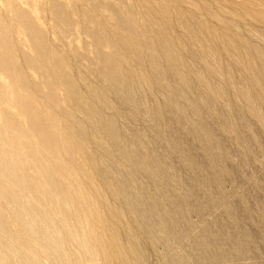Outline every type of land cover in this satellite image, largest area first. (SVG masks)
Listing matches in <instances>:
<instances>
[{
	"label": "rangeland",
	"instance_id": "1",
	"mask_svg": "<svg viewBox=\"0 0 264 264\" xmlns=\"http://www.w3.org/2000/svg\"><path fill=\"white\" fill-rule=\"evenodd\" d=\"M123 15L136 35L131 24L116 29ZM155 26L172 44L168 55L150 32ZM118 35L141 42L146 62L150 47L163 72L133 93L136 107L109 91L99 71V51L117 42L109 45L119 53ZM171 69L186 79L190 101L206 94L201 117L180 93L182 114L156 108L164 88L179 84ZM262 74L264 0H0V264H264ZM86 107L119 138L139 134L133 157L159 156L162 170L148 160L144 172L132 170L93 128ZM179 114L190 118L177 123ZM194 122L210 141L188 130ZM213 169L220 183L210 180ZM147 195L169 210L180 201L168 226L157 228L146 212L144 221L133 215L146 210Z\"/></svg>",
	"mask_w": 264,
	"mask_h": 264
},
{
	"label": "bare ground",
	"instance_id": "2",
	"mask_svg": "<svg viewBox=\"0 0 264 264\" xmlns=\"http://www.w3.org/2000/svg\"><path fill=\"white\" fill-rule=\"evenodd\" d=\"M122 16V15H121ZM124 16V15H123ZM126 16V15H125ZM125 16L124 17H120V19H118L119 20V22L117 23V28L116 29H118V31L119 32H122V30L123 29H125L126 28V25H129V24H131V26L129 27V31H131V32H129V33H131V35L132 34H134L135 33V35L137 34V32H136V29H135V26L132 24L133 22H131V20L132 19H130L129 20V18L127 19V18H125ZM132 18V17H131ZM128 28V27H127ZM155 29H153L152 31H150V32H152V35H154V36H156L157 37V39H158V42H160V47H161V49H162V51H164V54H169L167 51L168 50H170L171 48H172V44H171V42L169 41V39H167V35H165V32L163 31V29L162 28H160L159 26H155L154 27ZM117 31V30H116ZM123 32H124V30H123ZM126 32H128V30H126ZM116 35L117 34H119L118 32L117 33H115ZM114 36V35H113ZM119 36H121V35H118V36H116L119 40H120V50H119V53H118V51H116L115 49H113L114 47H115V45L117 44V42H112V43H109V41L105 38V37H100L98 40L99 41H101V42H103V41H108L107 43H109V44H112L114 47H112V45L110 46L109 44H108V46H106L107 47V50H109V49H111L110 50V52L112 51V53H109V54H105V53H103V52H109V51H99V59L101 60V66H100V68H99V71H101V74L105 77V78H108L109 79V83H110V86H108L109 88L108 89H110L109 91H111L112 93H114L120 100H122L123 101V103L124 104H126V105H128V107H129V105L130 106H132V107H136V105L138 104L137 103V101L135 100V98H134V94L135 93H139V91H140V89L145 85H151V84H155L156 83V80L158 79V78H161L162 76H163V72L161 71V70H158V65H157V58H156V56L158 57V55H154V51H152V49L149 51V48H147L146 49V55H148L147 57H148V62H146L145 60V57H144V49H143V45H141V42H139L138 41V43H133L132 42V40H130V38L131 37H128L127 35L126 36H122L121 38L119 37ZM116 38V39H117ZM113 39V38H112ZM144 39V38H143ZM118 40V41H119ZM141 41H142V39H141ZM146 41V40H145ZM143 43V42H142ZM144 44V43H143ZM145 44H146V42H145ZM103 48H105L104 46H103ZM109 48V49H108ZM202 53V56L204 57V58H208V57H210V54L209 53H206V50H205V52H203V51H201ZM200 54V55H201ZM121 56V57H124L125 58V60H127V59H130V61L132 60V61H135L136 63H137V69L139 68V69H141L142 68V70H145L146 69V71L150 74V76H149V74H148V76H146V75H144V73L143 74H140V73H138V72H136V68H135V71L133 70V69H131V68H127V69H125L124 67H122L123 65L121 64V60H120V62L118 61L119 59H118V57L117 56ZM127 58V59H126ZM164 58V57H163ZM170 58V57H169ZM159 59V58H158ZM138 65L140 66V67H138ZM148 67H147V66ZM134 68V67H133ZM139 71H141V70H139ZM169 71V70H168ZM171 71V73H172V76L175 78V79H177L178 80V82H179V84L177 85V87H176V85L173 87V86H166L165 88H164V90L166 91V97H165V101L161 104V105H158V106H156V108H161L162 110H164V111H167V110H172V111H174V110H178V113L180 112L179 110H181V109H183V108H181V107H183V106H181L179 103H177V101H175L176 99L174 98L175 97V95H177L176 93H180L181 94V96L180 97H182L181 99H183L184 100V105H185V107H186V109L192 114L193 113V116L196 118V116H199V117H201L200 115L202 114L200 111H199V105L198 104H200V105H202V106H208V101L209 100H206L204 97H205V95L203 94V93H200L199 94V96H198V98L196 99V102H192V101H190L188 98H187V96H186V93H185V90L187 91V89H188V87H189V85H188V83H187V81H186V79L184 78V77H181V75H180V73L178 72V71H173L172 69L170 70ZM189 71L191 72V73H193V70L192 69H189ZM144 72V71H143ZM209 75L210 74H214L213 73V71H212V69H209ZM263 75V74H262ZM161 76V77H160ZM264 76V75H263ZM131 77V78H130ZM164 77V76H163ZM162 77V78H163ZM127 79H128V82L130 81V79L131 80H134V81H136V83H137V85H135V86H138V87H135V90H134V88H132L131 86H130V84L127 82ZM69 80V79H68ZM66 81V80H65ZM177 81H176V83H178ZM135 83V84H136ZM201 83H202V80H197V83H196V89L195 90H197V91H199L198 89H200L199 87L201 86ZM195 84V83H194ZM198 85V86H197ZM164 86V85H163ZM155 87V86H154ZM167 89V90H166ZM155 90H156V92H158V93H161L160 92V89H158L157 87H155ZM181 91H183V92H181ZM135 92V93H134ZM237 92V91H236ZM241 93L240 94H243L244 96H245V98L247 99V96H248V94L245 92H242V91H240ZM134 93V94H133ZM92 95H93V93H92ZM162 95H164V94H162ZM184 95V96H183ZM179 97V98H180ZM251 101V100H250ZM102 102V101H101ZM104 103V102H103ZM249 103V102H248ZM139 104H140V102H139ZM143 105V104H142ZM141 105H138V107H140ZM137 107V108H138ZM137 108H136V110H137ZM141 108V107H140ZM155 108V109H156ZM96 109V108H95ZM133 109V108H132ZM135 109V108H134ZM133 109V110H134ZM160 109V110H161ZM86 114H88V115H94L95 117L98 115V113H97V111L96 110H94V108H89V107H86ZM135 110V111H136ZM142 110V109H141ZM147 110V109H146ZM159 110V111H160ZM185 110V109H184ZM144 111V110H143ZM142 111V112H143ZM186 111V110H185ZM146 113H147V111H145ZM169 112V111H168ZM138 113H139V111H138ZM137 113V114H138ZM177 113V114H178ZM181 113V112H180ZM135 114V113H134ZM141 114H144V112L143 113H141ZM152 115H153V113H151ZM182 114V113H181ZM184 114V113H183ZM147 115H148V113H147ZM153 116H155L156 118H157V116L154 114ZM178 116H180L179 118H178V120H177V117H176V120L175 121H177V123H184L188 118H190V117H182L180 114L178 115ZM203 116V115H202ZM98 117H100V116H98ZM102 118V117H101ZM96 121H95V125H94V129H99L100 131H102L103 133H104V135H105V138H106V141H107V143H109V145H110V147L114 150H112L113 151V154H114V152H116L117 153V156L120 158V159H122L123 161L125 160V161H128L129 163H130V165L132 166V170L134 169H136V168H141L142 170H143V168H145L146 167V164H147V160H148V162H151L153 165H156L157 167L156 168H158V169H160L161 168V159L159 158V156H156L157 158H155V157H153V156H149L148 157V159L146 158V157H139V158H135V157H133V153L134 152H136V148H137V145H139L140 144V136H139V134L138 135H135V134H137V133H135V134H131V136H129V138L127 139V137H125L124 135H122V137L124 136V138H119L117 135L118 134H113V132H111L110 130H108L109 129V127H108V129L106 128V126H108L107 124H105V123H103V121H105V120H103V119H98L97 117H96ZM174 119H175V117H174ZM107 121V120H106ZM198 121V120H197ZM111 123V122H110ZM200 122H194V123H192L190 126H189V128H188V130H191L193 133H194V137L195 138H197L199 141H203L204 140V142H207V141H210V139H209V137H207V135H208V133H207V131H206V128H204V125L203 124H199ZM106 126H105V125ZM112 124H110L109 126H111ZM167 125V124H166ZM154 126V125H153ZM112 127V126H111ZM157 128V127H156ZM156 130V129H155ZM164 130V129H163ZM162 131V130H161ZM169 131V130H168ZM78 135L79 136H81V137H83V138H87V139H89L90 138V135H88V134H85L84 132H82V129H81V131L79 130L78 132ZM161 133V132H160ZM191 133V132H190ZM165 134V133H164ZM163 134V135H164ZM210 134V133H209ZM121 135V134H120ZM119 135V136H120ZM165 136V135H164ZM121 137V136H120ZM126 138V139H125ZM161 139V138H160ZM214 139V138H213ZM167 140V139H166ZM244 140V139H243ZM222 142V141H221ZM247 142V141H246ZM173 143V146H174V148H177V150L179 149V143H177V141L175 142V140L172 142ZM202 143V142H201ZM211 143V142H210ZM215 145H216V143H215ZM215 145H213V146H215ZM207 146V145H206ZM206 146H205V148H206ZM208 146H210L211 147V145H208ZM202 147H204V146H202ZM182 148V147H181ZM182 150V149H181ZM181 150H179L180 151V156H182V151ZM186 150V149H185ZM184 150V152L186 153V151L188 152L189 151V153H187V155H186V157L190 160V159H192V153L190 154V150H186L185 151ZM205 149H203V151H204ZM210 150V149H209ZM109 152V151H108ZM182 152V153H181ZM211 152V151H210ZM111 154V153H110ZM225 155V154H224ZM185 156V155H184ZM214 156V155H213ZM215 157V156H214ZM115 158V157H114ZM194 158V157H193ZM213 158V157H212ZM116 159V158H115ZM221 159V158H220ZM193 161V160H192ZM191 161V162H192ZM218 162V161H217ZM215 163V162H214ZM126 164V163H125ZM126 165H128V164H126ZM208 165H209V163H208ZM210 165H211V163H210ZM216 165V164H215ZM129 166V165H128ZM219 166V165H218ZM117 167H118V165H117ZM130 167V166H129ZM213 167H214V165H213ZM126 168V167H125ZM121 169V168H120ZM157 169V170H158ZM114 170V169H113ZM115 170H116V168H115ZM161 170H162V168H161ZM141 171V170H140ZM147 171V170H146ZM114 172H116V171H114ZM136 172V171H135ZM143 172H144V170H143ZM149 172H150V170H149ZM124 173V172H123ZM210 173H211V171H210ZM219 173V172H218ZM126 174V173H125ZM148 174H150V173H148ZM213 176H211V178H210V180H212V181H216L217 182V172L215 171V169H213ZM220 175V174H219ZM101 176V175H100ZM133 176V175H132ZM154 176V175H153ZM130 179H132V177L130 178ZM135 179V178H134ZM117 180V179H116ZM125 181V180H124ZM123 181V182H124ZM155 181V180H154ZM209 183H211V181L209 182ZM217 183H220V182H217ZM213 184V183H212ZM106 185V184H105ZM128 185V184H127ZM126 185V186H127ZM214 185V184H213ZM218 185V184H217ZM120 186H122V185H120ZM125 186V185H124ZM106 187V186H105ZM117 187V186H116ZM118 188V187H117ZM193 188V187H192ZM192 188H191V191H193L192 190ZM121 189H122V187H121ZM128 189V188H127ZM127 191V190H126ZM130 192V191H129ZM144 192V191H143ZM187 192H188V190H187ZM118 193V192H117ZM121 192H119V194H120ZM127 193V192H126ZM145 193V192H144ZM161 193V192H160ZM163 193V192H162ZM161 193V194H162ZM118 194V195H119ZM125 194V193H124ZM128 194V193H127ZM142 194V193H141ZM116 195V194H115ZM122 195V194H121ZM126 195V194H125ZM129 195V194H128ZM132 195V194H131ZM131 195H129V197L131 196ZM149 195V194H148ZM148 195H147V198H144L143 199V203L144 202H146L147 204V206L145 205V209L146 210H144L143 212H141L142 210L140 209V210H138V209H134L132 212H133V215L136 217V219L139 217V221L140 220H143L144 221V212H146L147 214H146V216H154V217H156L157 219H158V221H156L157 223H155V224H157V228H160L161 229V226H162V224L164 223L165 225H167L168 226V224H167V221H168V219H170L169 218V216H168V214L170 213L171 215H172V213L174 214V213H176L178 210H179V207H180V201H179V203H177L176 202V204H177V206H179V207H177V208H173L172 210H169V209H167V207L164 205V204H159L157 201V203L155 202V198H152V196L151 197H148ZM188 195V194H187ZM190 196V195H189ZM125 197V196H124ZM139 197H141V196H139ZM186 197V196H185ZM185 197H184V199H185ZM126 198H128L127 196H126ZM188 198V197H187ZM187 198H186V200H187ZM118 199V198H117ZM131 199L132 198H130V199H126V200H130L131 201ZM183 199V200H184ZM134 200V199H133ZM116 201V200H115ZM123 201V200H122ZM142 201V200H141ZM188 201V200H187ZM138 202H139V200H138ZM140 203V202H139ZM143 203H141L142 205H143ZM126 205H127V203H125ZM134 204V203H133ZM155 204V205H154ZM172 204H174L173 202H172ZM119 205H121V204H119ZM125 205V206H126ZM130 204L128 203V206H129ZM184 205V204H183ZM133 206H135V204L133 205ZM143 207V206H142ZM185 207V206H184ZM136 208V207H135ZM177 209V210H176ZM128 210H129V208H128ZM131 210H132V208H131ZM130 213V212H129ZM169 214V215H170ZM130 216V215H129ZM134 216H133V218H134ZM131 217V216H130ZM174 217V216H173ZM147 219H149V218H146V220ZM154 219V218H153ZM138 220V219H137ZM138 221V222H139ZM142 222V221H141ZM152 222H153V220H152ZM169 222V221H168ZM173 222H174V220H173ZM154 223V222H153ZM152 223V224H153ZM138 225V224H137ZM154 225V224H153ZM154 227V226H153ZM142 228V227H141ZM133 229V228H132ZM150 229V228H149ZM156 229V228H155ZM212 229V228H211ZM151 230H152V228H151ZM219 229H216V231H218ZM223 230V229H222ZM221 230V231H222ZM153 231V230H152ZM155 231V230H154ZM220 231V230H219ZM219 231H218V233H219ZM150 232V231H149ZM148 232V234L150 235V233ZM155 233V232H154ZM154 233H153V235H154ZM215 233V232H214ZM202 234H203V232H202ZM223 234V236H222V238L224 237V236H227L225 233H224V231H222L221 232V234L220 235H222ZM156 235V234H155ZM154 235V236H155ZM169 235V234H168ZM156 238V237H155ZM165 240L167 239L166 237H163ZM161 239V238H160ZM155 240V239H154ZM165 240H164V242H165ZM207 240V239H206ZM215 240V239H214ZM225 240H226V242H229V238L228 239H226L225 238ZM200 241H202V240H200ZM205 241V240H204ZM163 242V243H164ZM167 242V241H166ZM198 243H199V241H197ZM223 242V241H222ZM235 243H236V241H234ZM202 243V242H201ZM200 244V243H199ZM202 244H205V243H202ZM229 244H230V242H229ZM237 244V243H236ZM138 245V244H137ZM167 246V245H166ZM199 246H201L202 247V245H199ZM123 247V246H122ZM238 247H239V245H238ZM167 248V247H166ZM165 248V249H166ZM203 248V247H202ZM204 248H208V247H204ZM147 249V248H146ZM128 250V249H127ZM148 250V249H147ZM167 250V249H166ZM144 252V251H143ZM211 252V251H210ZM209 252V253H210ZM137 254V253H136ZM143 254V253H142ZM203 254H204V252H203ZM214 255H215V253H213ZM212 254V255H213ZM124 255V254H123ZM213 255V256H214ZM138 256V255H137ZM205 256H207V255H205ZM211 256V255H210ZM224 256V255H223ZM219 257V256H218ZM221 257V256H220ZM225 257V256H224ZM226 258V257H225ZM212 259H214V258H212ZM221 260V259H220ZM219 260V261H220ZM215 261V260H214ZM169 262V261H168ZM171 262V261H170ZM169 262V263H170ZM180 263V262H179ZM178 263V264H179ZM171 264V263H170Z\"/></svg>",
	"mask_w": 264,
	"mask_h": 264
}]
</instances>
